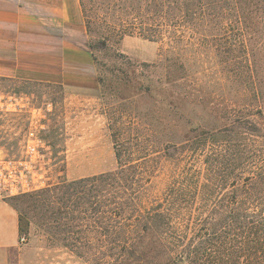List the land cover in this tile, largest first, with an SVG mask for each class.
<instances>
[{
  "label": "trees",
  "instance_id": "trees-1",
  "mask_svg": "<svg viewBox=\"0 0 264 264\" xmlns=\"http://www.w3.org/2000/svg\"><path fill=\"white\" fill-rule=\"evenodd\" d=\"M80 5L87 34L97 43L90 42L91 50L126 37L166 43L173 51L192 42L187 36H199L203 45L224 40L230 48L222 51L233 56L242 81L241 100L225 115V126L196 128L186 143L166 152L168 158L192 160L188 186L173 185L163 198L150 201L148 151L112 129L117 170L9 199L19 235L37 213L38 226L67 248L85 247L90 230L100 229L108 264H264V84L258 61L264 0H80ZM229 16L230 41L218 38ZM166 60L176 67L179 58ZM198 163L200 172L194 171ZM198 197L214 206L208 216L198 224H177L180 203Z\"/></svg>",
  "mask_w": 264,
  "mask_h": 264
},
{
  "label": "rangeland",
  "instance_id": "rangeland-1",
  "mask_svg": "<svg viewBox=\"0 0 264 264\" xmlns=\"http://www.w3.org/2000/svg\"><path fill=\"white\" fill-rule=\"evenodd\" d=\"M230 21L229 16L218 38L230 41ZM190 37L186 38L190 44L181 43L175 51L166 43L140 37L111 42L105 50L90 49L98 88L80 91L72 100H66L59 84L0 77V154L22 158L32 132L33 138L42 142L37 177L31 180L35 187L29 193L63 180L117 170L112 129L123 130L133 143L139 140L142 152L148 151L145 166L151 176L150 201L163 198L173 185L188 186L192 160L168 158L166 152L173 153L172 145L186 143L196 128L225 126V115L241 100L242 82L231 64L233 56L222 51H228L229 44L222 40L203 45L199 36ZM90 42L97 44L88 36V46ZM260 45L259 74L264 84V35ZM172 56L179 58L176 67L166 60ZM240 63L247 66L243 59ZM21 98L26 104L22 111L17 106ZM5 101L10 106L8 112L2 110ZM261 107L264 111V93ZM202 170V163L194 164V171ZM203 199L198 197L189 205L180 203L183 209L176 223H201L214 208ZM10 202L5 203L12 208ZM2 206L6 205L0 203V264H108L107 244L100 229L90 230L85 247L67 248L42 230L37 224L39 215L32 213L35 222L17 240L14 224Z\"/></svg>",
  "mask_w": 264,
  "mask_h": 264
},
{
  "label": "crops",
  "instance_id": "crops-1",
  "mask_svg": "<svg viewBox=\"0 0 264 264\" xmlns=\"http://www.w3.org/2000/svg\"><path fill=\"white\" fill-rule=\"evenodd\" d=\"M0 77L59 84L66 100L97 90L80 0H0ZM4 204L18 240V215Z\"/></svg>",
  "mask_w": 264,
  "mask_h": 264
},
{
  "label": "built area",
  "instance_id": "built-area-1",
  "mask_svg": "<svg viewBox=\"0 0 264 264\" xmlns=\"http://www.w3.org/2000/svg\"><path fill=\"white\" fill-rule=\"evenodd\" d=\"M11 99L12 97L9 98V100ZM20 100L21 102L17 106L22 111L26 104L22 103V98ZM2 108L7 112L10 111L9 103L5 101ZM33 137L32 132L25 145V154L22 158L14 159L8 155L0 154V203L29 193L35 187L31 180L37 177L38 148L42 142ZM21 241L24 242L25 238H22Z\"/></svg>",
  "mask_w": 264,
  "mask_h": 264
}]
</instances>
